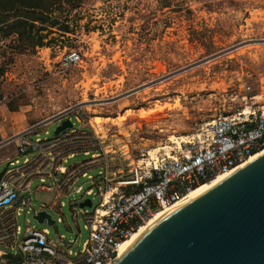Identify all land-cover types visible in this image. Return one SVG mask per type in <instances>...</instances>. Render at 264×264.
I'll list each match as a JSON object with an SVG mask.
<instances>
[{
	"label": "rangeland",
	"instance_id": "374dc122",
	"mask_svg": "<svg viewBox=\"0 0 264 264\" xmlns=\"http://www.w3.org/2000/svg\"><path fill=\"white\" fill-rule=\"evenodd\" d=\"M42 3L44 8L36 10H0V163L17 156L18 146L29 138L35 142L36 133L42 139L55 137L59 121L66 118L77 129L81 124L75 117L81 120L91 148L98 147L93 126L106 144H128L133 160L139 161L148 159V153L156 159L174 151L177 139L191 140L220 115L250 107L264 110V0ZM36 19H46L57 30L50 46L61 41L83 48L87 56L81 67L63 73L44 65L38 51L43 35L32 24ZM16 21L24 23L15 27ZM62 31L71 37L60 39ZM96 117L103 121L100 129ZM90 159L79 152L65 166ZM19 160L22 166L23 156ZM128 164L117 165L123 179L130 177ZM92 165L89 174L97 176L102 168ZM8 168V162L0 165V176ZM46 185L54 186L51 181ZM41 186L34 179L28 194L32 206L14 210L22 230L18 241L27 228L48 229L51 239L63 237L74 252L80 251L90 237L83 212L92 213L101 198L86 196L90 181L80 177L75 187L81 186V193L70 191L58 206L44 207L43 197L52 193L38 191ZM87 199L93 206L81 209ZM39 211L51 215L55 225L34 220Z\"/></svg>",
	"mask_w": 264,
	"mask_h": 264
},
{
	"label": "built area",
	"instance_id": "2783aa9c",
	"mask_svg": "<svg viewBox=\"0 0 264 264\" xmlns=\"http://www.w3.org/2000/svg\"><path fill=\"white\" fill-rule=\"evenodd\" d=\"M35 24L45 28L42 33L47 35L45 45L38 48L44 65H53L63 73L83 65L87 56L83 48L72 47L69 43L62 45L61 41L50 46L53 41L56 42L51 35L57 30L39 22ZM59 33L63 34L60 37L62 40L64 36L71 37L70 32ZM246 90L250 91L251 87L247 86ZM245 99L247 102L248 98ZM3 103L0 97V106ZM75 119L81 123L78 117ZM92 130L97 149L91 148L93 141L84 128L77 129L74 123L72 129L59 136L42 139L37 135L35 142L28 141L18 146L19 156L26 157L24 164L19 166L20 160L15 159L10 163L11 168L0 176V246L4 248H0V264H111L118 259L122 243L155 213L178 203L203 184L231 174L264 153V110L253 107L232 116L216 117L191 140L181 143L170 154H160L156 159L148 153V159L133 160L128 144L122 147L115 142L106 144L104 136L97 133L93 126ZM76 144L78 148L73 149ZM58 148L61 149L59 154ZM31 149L53 162L50 173L45 174L42 170L33 173L23 167L31 162L27 157ZM79 152L91 156V159L78 166L66 167V161ZM119 160L129 161L128 179H123V171L117 169ZM92 164L102 168L97 176L89 174L94 166ZM36 175L40 176L43 190H53L52 186L46 185L45 178L48 177L59 184L58 189L66 194L70 191L81 193L83 188H76V181L80 177L87 178L91 187L86 196L101 198L92 213L83 212L90 237L80 251L74 252L73 244H67L63 237L51 239L47 229L27 228L18 241L22 230L14 210L20 205L32 206L28 194L32 178ZM65 183L66 188L62 186Z\"/></svg>",
	"mask_w": 264,
	"mask_h": 264
},
{
	"label": "water",
	"instance_id": "95a60500",
	"mask_svg": "<svg viewBox=\"0 0 264 264\" xmlns=\"http://www.w3.org/2000/svg\"><path fill=\"white\" fill-rule=\"evenodd\" d=\"M60 122L55 136L73 128ZM34 220L56 223L46 211ZM111 264H264V153L169 209Z\"/></svg>",
	"mask_w": 264,
	"mask_h": 264
},
{
	"label": "crops",
	"instance_id": "0c3cea01",
	"mask_svg": "<svg viewBox=\"0 0 264 264\" xmlns=\"http://www.w3.org/2000/svg\"><path fill=\"white\" fill-rule=\"evenodd\" d=\"M80 124H81V129L84 128V124L82 122ZM49 125L50 124H47V125H44L43 127H48ZM46 133H48V132H46ZM36 135H38V134L36 133ZM29 141H30V138H29ZM56 150H57L58 154L60 153L59 151H61V149H59V148L56 149ZM56 150L54 151V153L56 152ZM30 152H32V149H31ZM19 157L20 156H19V151H18V155L17 156L14 155L12 158L11 157H8L7 160L5 162L0 163V165H2L3 163H6V162H8L10 164L13 160L19 159ZM27 157L31 161V162H29L28 165L23 166L24 168H28L27 171H30V172L32 171L33 173H35V172L37 173V172H40L42 170V171H44L45 174L50 173L52 171V169H53V162H51V160L49 158H43V157L39 156V154H37V153L31 154V155H29ZM23 158L25 160L26 157L23 156ZM117 163L118 164H121L122 161H119V162L117 161ZM122 171L123 170H121V172ZM58 177L60 178L61 176L59 175ZM38 178L40 180V176L39 175L34 176L32 178L31 183L33 182L34 179H38ZM79 179L77 181H79ZM45 180H47V182L48 181H51L54 186H52L53 187V190L52 191L43 190L42 189V186H41V188H38V191L46 192V193H52V196L46 195L45 197H43V206L44 207L57 206L58 205V203H57L58 200L61 197H63L64 195H66V193L60 191L58 189L59 184L54 183L50 178L46 177ZM77 181H76V183H77ZM62 186L66 188L67 187V184L66 183L65 184H62ZM29 194H30V192H29Z\"/></svg>",
	"mask_w": 264,
	"mask_h": 264
},
{
	"label": "bare ground",
	"instance_id": "6f19581e",
	"mask_svg": "<svg viewBox=\"0 0 264 264\" xmlns=\"http://www.w3.org/2000/svg\"><path fill=\"white\" fill-rule=\"evenodd\" d=\"M94 122L96 123V125H98V128L100 129L101 127V124H102V120L101 118L99 117H96L94 118ZM186 138V139H185ZM183 137L181 139H177L176 141V147H180L181 146V143H184V142H188L189 141V138L188 137ZM188 138V139H187ZM167 148H170V149H173L171 147H167ZM165 150V149H164ZM156 152L158 151V149L155 150ZM167 154H170V151L167 152ZM152 156H154V154H152ZM226 176H221L219 177L217 180L213 181V182H208V183H205L203 184L202 186L198 187L197 189L193 190L190 194H188L187 196H185L182 200H180L178 203L170 206L169 208H165V209H162L160 211H158L157 213H155L145 224H143L138 231H136L135 233H133V235L128 238L126 241H124L122 243V245L120 246V249H119V256L120 254L125 251L154 221H156L160 216H162L165 212L169 211V209L175 207L176 205H178L179 203L209 189L212 185H214L215 183H217L218 181H220L221 179L225 178Z\"/></svg>",
	"mask_w": 264,
	"mask_h": 264
},
{
	"label": "trees",
	"instance_id": "16d2710c",
	"mask_svg": "<svg viewBox=\"0 0 264 264\" xmlns=\"http://www.w3.org/2000/svg\"><path fill=\"white\" fill-rule=\"evenodd\" d=\"M42 2H43V0H0V10L1 9H3V10L12 9L13 10V8H15L16 6H22V7L27 8V9L36 10V9L44 8ZM37 20H39V21H37ZM34 21L39 22L41 24H47L48 23V21L46 19H36ZM36 22H33L32 24H34ZM23 23H24L23 21H16L13 26L16 27V26H19ZM52 26H55V25H52ZM38 27H39L38 29H39L40 33L43 35L42 36V43L45 44L44 40L47 37V35H44L42 33L45 30V28L40 27V26H38ZM66 32H69V31H66ZM44 44L42 46H44Z\"/></svg>",
	"mask_w": 264,
	"mask_h": 264
}]
</instances>
